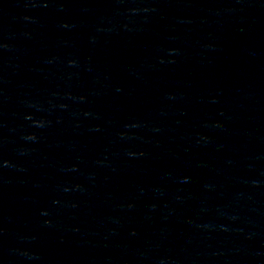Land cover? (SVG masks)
<instances>
[{
	"label": "water",
	"instance_id": "1",
	"mask_svg": "<svg viewBox=\"0 0 264 264\" xmlns=\"http://www.w3.org/2000/svg\"><path fill=\"white\" fill-rule=\"evenodd\" d=\"M0 264H264V0H0Z\"/></svg>",
	"mask_w": 264,
	"mask_h": 264
}]
</instances>
